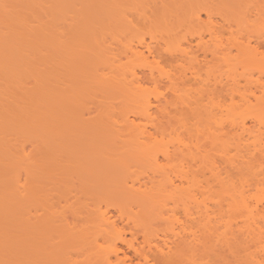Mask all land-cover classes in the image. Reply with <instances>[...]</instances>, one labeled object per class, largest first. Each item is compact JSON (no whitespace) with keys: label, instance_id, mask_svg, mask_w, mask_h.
<instances>
[{"label":"rangeland","instance_id":"rangeland-1","mask_svg":"<svg viewBox=\"0 0 264 264\" xmlns=\"http://www.w3.org/2000/svg\"><path fill=\"white\" fill-rule=\"evenodd\" d=\"M136 1L138 2V4ZM182 1L183 0H178V2H177L176 0H173L172 1L173 3H171V0H168V1L167 0L166 1H164V0H135L134 2L136 3L137 6L133 2L132 3L130 2V4L128 2V3H126L128 5L125 4L128 7L123 5V7H126L125 10L122 9L120 11V13L113 11L114 12L113 14L116 13V14H119L120 17H123V21H119V22L125 23L127 25L129 24V26L126 25L127 27L125 26V24L124 25L121 24L120 26H117L120 24V23L118 24L119 18L117 17L119 15L112 16V14H111V16L113 17L112 21L113 20L114 21L111 22V20H110V22H108V23H110V25L108 23L102 24L101 22H100L101 25H99V24L90 25V23L88 24L90 17H89L88 21L85 19H84L85 20L84 21V20H81V17H79V15H78V19H77L75 15L78 12L80 13V11H77L74 14V12H73L74 8H72L71 10L68 8H65L66 10H62L64 7L62 5L63 6V7L61 6L62 9H60L61 11L60 10L55 11V9H54L55 12L52 11V16L50 19L51 24H50V22H48L50 27L47 28V30H48L47 33L50 32V35L47 36V38L52 35L50 37L51 39H48V40L52 41V42H50L51 49L55 48L54 50H51V49L48 50V51L53 52V53L50 52V54H48L50 57H51V55L53 57V54H54V57L53 58L51 57L52 60L47 58L46 54H45L46 52H43L44 50H40L39 49L40 47H39L36 50L33 49L32 50L33 53H30L31 49L29 52L27 51L24 53V55L26 53L27 54L30 53V54H28L29 57H30V55L33 57L32 58L33 60L26 58V59L30 60L27 62L25 61L28 64L20 63L21 64V67H20L19 62H22L21 59L24 60V58H25V56L23 57L21 55H19L17 58H15V59L20 58V60H18L19 62L17 60H14L15 62H17L16 64H13V63H15L14 61H12L13 59L11 60V62H13L12 63L13 66L16 65L17 68L20 69V71L24 70V72H20L18 69H16V66L15 67L12 66L15 70L13 68H10L9 65H8L9 68L6 66L8 68V69L6 68L7 71L9 69H11L13 71L9 70L10 71L9 75H11V78L10 77H8V78L11 79V82H10V80L5 79L6 76H8V75H6L5 78H3V79L1 78L2 81L0 80L1 81L0 87H2V85L4 86V88H2L3 89L2 91L4 92V89H6L8 86H9L8 89L10 90L9 91L8 89H6L4 93L2 91H0L1 92L0 93V99L2 100V103H3V100L6 101L5 98H6V95H8V93H6V92H8V91L11 92L12 94L15 91V93L18 95L25 90L24 88L29 90L30 89L29 87H32L34 85L33 83L36 82L35 80L37 78H38V80L40 79L39 77H37V73H41L43 78H44V75L48 74V77L45 78L46 80H50V79H48V78H50V75H51V77H54L55 74L57 73V77L59 79H57V77L55 76L54 80H55V83H56V80L57 81L59 80L60 84L57 85L58 84V82H57V84H56L57 86L55 84L54 85L56 87H58V86L60 87V85H62L61 86L62 88L60 87L62 90L58 87L59 88L58 90H60V92L65 91L63 89H66V87H67L66 92L65 93L62 92V96H60L61 93L56 90V92H58L60 94L59 98L62 99L61 101L59 100V102H61V104L59 103L61 105V107H59V109H60V108H62V105L65 104V99L67 100L69 97L68 95H70L69 90H68L69 86L67 84L64 85L65 82H68L70 80V78L64 77V76L65 75L68 76L69 74H72L71 73L72 69H71V64H70L71 52L74 54V52H75L74 50H76V49L78 50L77 47H79V45H80L79 48H83L85 45V48L79 49L80 51H83L85 49L90 50V51L96 50L97 52H101V51L107 52L108 51V55H106L107 53H105V52L104 53L106 55V58L110 60V61L107 60L109 63L108 65H110V66L106 69H103V70L105 72L110 70V72H111V68L113 67L112 68L113 71L111 72V74H110V72H108L109 74L105 73L102 70L100 72V76L102 78L99 77L100 79L94 80V81H92L93 79L92 80L90 79L91 75H89L88 72L86 73L87 75L79 72V73H81V75H83L82 78L80 77L81 81H79L78 79H73V75H71L72 79H73L72 80L73 83L75 81H77L74 83L75 86L77 83H79L78 84L79 88L74 87L78 90V91L76 90V92L78 94L76 92L74 93L75 99L77 96H79L77 98L78 103H75L74 98H72L74 101L72 103L73 104L75 103L74 105L77 106L76 108L79 107L81 109V111H82V109L84 110V114H83L84 118H87L88 114H91L90 115L91 117L93 115H96V112H98V111L95 112L94 111L95 109H93V106H96L97 108L101 107V108H99L98 113L101 114L100 119L103 120L105 125H106L104 127L105 128L108 127L107 131L112 133L111 130H108L110 128V129H113L114 135H115V133L118 135L120 134L121 136L116 135L119 137V139L118 138H115V139L120 140V139L124 138V139H122L123 144L127 143L128 145H130V143H132L130 145V146H133L132 148H134V150L132 151V154H133V152H135V154H137L136 158H135V154H133L134 157H132V154H129V157H132L130 159L127 158L128 156L127 157L125 156V158L123 156V160L119 161L122 163H117V164L115 163L116 160L114 158L110 159V157H109L108 158L109 162L106 164H108L109 166L113 165L114 167L112 166L113 167L112 169L109 168L105 171H103L100 168L98 170V173L101 175L104 174V175L108 176L109 174H111L113 172V170H118V172L114 171L117 174L116 173L111 174V175L115 176L113 179L116 180V177L118 179L120 177L119 180H121V178H123L122 181H119V180H117V181L120 183H122L124 181V183H126V184H132L131 182H134L135 179H136V181L141 180V182H143V181H147L146 179L149 180V178H150L151 183L150 182H147L149 184L146 183L148 186L147 188H149L148 190L149 191L151 190V193H153V195H157V197H161L157 201V199H156L157 197L155 196L156 197L155 198L150 193V195H152V197H154V199L156 201L153 199V202L154 201L155 202L152 206H150L151 207V214L147 215V213H146V215H147V217L149 215L154 216L155 220L152 219L154 221V223L148 222V219H147V217H145V214H144L145 212H143V210H140L141 208L138 209L137 207L131 205L130 209H132V210H129V205H130L129 203H128V207H127V209L129 210L128 212H127V209L125 208V206H126L125 203H123L122 205L119 204V206L122 207L121 209H123V210L120 209L121 210V212H120L118 210V207H119L117 205L118 202L116 203V201H117V199H115L116 197L112 199V200H116V201H111L109 198L107 199V197L104 198L102 196L100 198L101 194H98L94 188L93 189L95 190V194L93 193V191L90 192V190L85 189L88 186L87 184H89V185L93 184L91 182L93 181L94 176H92L93 178L91 177L92 181L90 183H88V182L91 180V178H87V176H86L88 174H92V171L94 169V168L90 169V165H89L91 162L93 163V161L95 163V160L93 159L94 157H91L92 155L89 158L87 157L88 159L92 158L91 162L88 160V162H90L89 164L87 163L89 165L88 168H86V166H85L86 162L83 161V162H85V165H84V163L81 162L80 160H78V161L81 162L80 163L81 166H79V164H76L77 163V161H76V163L74 162L75 164L72 162L75 166L70 167V168H72V167L76 168V165L81 167V168H79L77 166L78 168H76V169L72 168V169H74L76 171V172H74V173H76V175H75V176H77L76 178H79V174L81 173V175H82V171H84L83 173L85 174L84 175L85 178L83 179V177H84L83 175H82V177L80 176V178H79L81 180L83 179L82 180L83 182L80 181L79 179H78L79 180L78 182L74 181L75 180V176L73 175L74 173L72 172V175H71V172L66 173L65 168H63V170L62 169L61 170L62 171L65 170L64 172L68 175H66L64 177L65 179H63L61 177V175L62 176H64V175L62 174V171H60L59 165H61V166L64 165V161H66V159H62L60 157H59V159H57L58 158L57 155H59V153H60L62 156V154H64L66 151H64L63 149L60 151L64 152V153H61L60 151H58L59 153L57 155H54L55 156V158H54V156L52 154L50 155V152L44 153L48 150H46V148H43V143H44V146L46 147L45 141L47 140L46 143L47 142L49 143L50 142L49 140L52 139V138L51 139L49 138V135H50L49 132L51 130H49L50 128H48V126L51 125V120H50L51 118L48 119L49 123L47 121H44V122H46V124H43V122H41V124L38 123L39 126H35V124L37 125V122H39V121H36V123H34V125H33V122L32 121L29 122V119H21V120H24V123L27 120L29 122V124L32 125L33 130H31L32 128H31V126L28 125L27 121H26L27 123H25L26 125L23 124V121H21L19 119H18L19 122H16V123H14V122L17 121V119L15 121H12V122L9 121L8 123H10V122L14 123L15 126L13 124L10 125L11 124L10 123L9 125L12 128V129L10 128L11 129L10 130V129H8L10 126L8 125V123L6 124L8 126L5 128L9 132H6V130L4 131L7 133L4 139L6 140L7 143L9 142L7 139H9L10 140L9 143L12 142L14 144V149L17 148V150L19 152H14V150L10 149L11 147L13 148V145L11 143L10 144L11 146H9L8 149H10V152L12 151V154H13L12 156H13V158L15 156L14 159L16 161L14 160L15 163H14V166H12L13 172L10 173V175H14L15 177L9 175V178L12 177L13 179H10L8 181V183L11 186L13 184V183L11 184V182L18 180V181H20V184H23L24 181L30 180V179L40 180L42 182V188H41L42 191L39 192V194H38V196H36V199L34 200V202H32L33 205L30 204L31 203L30 202L29 206L30 205L31 206L30 207L28 206V208H27V205H26L25 209H27V210L29 209L28 210V211H30L29 214L35 213V215H37V217H39L40 224L46 230V232H45L46 238L43 236L44 239L48 240L49 236H50V238H52L51 236L55 235L57 231L60 234L59 230L62 229V228L60 229L61 226H63V228H65L66 226L68 228H70V229L67 228V231L72 230V227H74L75 230H81V232H82V230H85L86 234L83 232L85 234V236H83V234H81V233H80V235H82L83 238L86 236L89 237V238L88 237L86 238L88 240H84L85 238L83 240H82V238L79 239L78 238L79 236L77 237L78 240L76 238H74L73 241H75L77 243V245H74L73 241H71V243H69L70 240L67 239L68 243H66V246L67 245L68 246L64 250L65 251L64 252V258L66 257L65 259H67V260H65V261L66 262L68 261L69 264H77V263L78 264H83V263L96 264L97 263L96 261H99V259H100V257H99V259L96 258L98 256V254H96V253H100V255L102 254L103 256H101V258H103L105 255L108 256V254H110V252L112 250L111 249L112 245L113 244L115 245L118 242L117 240L119 238H122V237H124L125 239L130 238V232H129V234H123V233H125L123 231L127 232L129 230H132L133 233L137 232L138 234L140 232H143L146 234L149 231V236L148 235H146V236H148L152 239L153 238L155 239V237H153L154 234L155 235L157 234L156 235V238H157V237H160L161 234L166 233L167 232L166 230H173L174 232L179 231L180 226H182L183 224H186L185 223V221H186L190 225H188V223H187V225H185V226H192L191 229L193 231H196V230L198 231V233L196 232L197 235H200L203 232L204 233L208 232L206 230L208 228H210V231L212 229H216L217 230L216 232L218 234H221L220 236H225L227 238H230L229 233L232 230L236 231L237 226H241L242 221L246 217L245 216L246 210L244 207V204L246 203L245 200H247L246 197L247 198L249 197L247 202L248 203L251 202L250 203V204H252L251 206H254L257 202L264 204V201H263L264 200V194H263V192H261L262 190L259 187V191H260L259 192V191H257L258 188L256 189L255 187H253L254 183H256L255 182L256 179L254 178L256 176L255 169H249V168L245 167V165H246L245 164V158H246L245 156L247 155L246 147H247V149L249 147V152L252 153V150L254 149V147L256 148L257 146H259L258 145L259 144L258 138L261 136L260 131L262 129L264 130V128H262L259 124L256 123L257 118L258 119L261 118V117H258L261 114L260 111L262 109H264V107L262 108L264 97L261 98L258 96L259 94H257L256 98L253 97L254 98L253 99L252 97H248V99H245L246 101H243L245 103H242V101L239 98H237L238 96H235L233 98L234 100H230V99H228V97H224L223 94H222V96L224 98L221 97V94L220 95L219 94L216 95V93L213 94L215 91L213 93H210V89L212 91L215 89V88L212 89V87H213L212 85H213V83H215L214 81L222 80V83L225 84L224 82H226V81L227 82L229 81V83H231L233 80H234V82L235 81L237 82V80H239V82H237V83L240 84V85L238 84V86H240V87H238V88H241L239 90L241 91V93L244 92L243 94L245 95L246 90L244 88H242V86L244 85V81L242 80V78H243V76H245L246 78L245 77L244 78L248 79V78H250L249 76L251 75V76H254L253 78L255 80V78H256L255 76H257L256 70H258V67H256L257 66L256 64H258L259 67H260V64H259V62L258 63L254 62L250 65L249 64L246 65V63H248V62H246L243 65V63L239 62L240 63V65H239L237 63L238 59H236L238 54L235 57L234 55L236 52L232 49V50H230L231 51L230 53L228 52L229 54L227 53L228 55L227 54L225 55L226 57H223V55L220 56L221 57L220 59L224 58L225 60L226 59H228V60H226V61L223 60L224 62L220 61V64L218 66H216V64H214V62H212L213 60L211 59V55L206 53L205 50L210 49L212 46L210 41H209L211 39L210 32L208 31L209 29H210V31L212 30V25H213L212 22L216 21L215 24H217L219 22L223 25V22H220L219 19L222 16L221 14L224 13L223 9L225 10L224 7H226V6H224V5H226L225 1L220 0L222 2V6H224V7H222L221 5H220L221 7H219L220 2L218 0L216 2H215V0H211V1L210 0H184L185 2L184 1L182 2ZM212 1L214 3H212ZM226 1L232 2V0H226ZM75 2L78 4L73 5V3H74V1H73L71 5H73V7L75 6L77 8V9L75 8V11H76V10L80 9L79 5L81 6L83 1H81L82 2L81 3L80 0H75ZM140 2H141V5L139 4ZM162 2H164L166 4L167 3L169 4V2H170L171 4H169V6L171 5L174 11L177 10L178 8L179 9L184 8L185 9L184 12H186L187 14L193 10L194 11L196 10V12L197 11L200 12L202 10L206 11V9H208V11L209 10L211 11V12L209 11L210 15L213 14L214 17L211 16L210 20H209L208 17H206V15L203 14L205 11L203 13H200V17H199L200 23L199 24H201V25L198 26L197 25L198 20H196L197 23L192 22L193 19H192L191 14H189V15L184 14L185 16H187L189 18V23H187L185 20H184L185 23H183L181 21L182 16H181V18L178 16V19H177V17L175 19L174 17L176 14L172 11L173 14H171V15L168 12L170 16L165 15L168 18L169 17L172 18V20L169 18V20L167 21L168 18L165 17L166 21H167V22H165V18H163L164 16H160V18L162 17L163 19H159L156 16L157 19L155 21L146 22V20L150 21V20H154V18H156V17H152L155 15H151L149 18V15L157 13L155 11L153 13V9L154 10H156L155 8L158 9V6ZM218 2H219V4H218ZM243 2H245V0H243ZM56 3H57V0H56ZM56 3H54V4H56ZM79 3H81V4H79ZM51 4H53V3L51 2ZM172 4H175V5L173 6ZM77 5L79 8L77 7ZM227 5H228V3H227ZM162 6H164V4ZM165 6H164V8H165ZM184 6H186V7H184ZM67 7H69V4ZM162 9L163 8H161L160 12L162 11ZM184 9L180 10V13H183ZM150 10H151V13H150ZM163 11H162V13H163ZM167 11H168V9H167ZM216 11H217V13H219V12L220 13L217 15ZM221 11H223V12H221ZM55 13H57V14H55ZM165 13H167L166 10L164 11V14ZM178 13L179 12H177V14ZM214 14L216 16H218L219 19H218V17L216 18ZM178 15H180V14H178ZM226 15H227V13H226ZM229 15L231 16V14H229ZM190 16H191V18H190ZM230 16H228V17H230ZM114 17L117 18L118 20L114 19ZM232 17H234V19H235L236 16L234 13H233V16L230 17V19ZM188 18H186V19H188ZM190 19H192V21H190ZM96 20L99 22L98 19H96ZM107 20L108 19H106L105 21L107 22ZM120 20H122V19H120ZM129 20L134 22L133 23L134 25L129 23ZM143 20L145 23H143ZM161 20H163V22ZM207 20H209V21H207ZM101 21H103V20H101ZM236 21H237V19H236ZM31 22H32L31 20L27 22L29 26H31V24L38 23L37 21H35V23H31ZM89 22H92V19ZM95 22H94V24H95ZM98 22H96V23H98ZM181 22H182V24H181ZM190 22H192L193 24H190ZM202 22H203V24H202ZM209 22L211 23V25ZM232 22H234V21L231 20L230 23H232ZM136 23H138V24H136ZM258 23L259 22H257V24ZM111 24H112V26H111ZM130 24H131V26H130ZM204 24H205V26H204ZM232 24H234V23H232ZM232 24H231L232 28L235 29L236 25L234 26ZM114 25L116 27H114ZM122 25H123V27H122ZM26 26H27V24H26ZM209 26H211V27H209ZM253 26H252V28H250V31L254 30L255 26L254 27ZM257 26H259V25H257ZM120 27H122L123 29ZM129 27L132 28L131 31L129 30L130 29ZM214 27H216V25ZM125 28H127L128 32L127 31L125 32ZM255 28H257V27H255ZM24 29L25 28H23L22 34H21V32H19L18 35H17V33H15V36L17 39H18V36L20 37V35H23V33L27 32ZM204 29H206L209 33ZM21 30L22 29H20L19 31H21ZM77 30H79V31H77ZM121 30H124V31H121ZM213 30H214V28H213ZM258 31L255 29L254 32H249V33H252L251 35H253V37H255L256 35L254 36V34H256V33L261 34L262 30L261 31L258 30ZM87 33L90 36L86 35ZM238 34H240V32ZM227 35L224 34L225 38ZM241 36H242V39L245 41L246 39H244V38H246V35L244 34ZM40 38L44 39L45 37L41 36ZM199 38H201V42H203V44L201 42H199L200 41ZM239 38H240L239 40H241V37H239ZM19 39L23 40V38H19ZM185 40H187V41H185ZM42 41L44 42L46 40L44 39ZM41 42H39L38 45H40ZM197 42H199L202 45L201 47H203V46L204 47L202 49H201V47H200V49L194 48V47H196ZM74 43H76L77 46H75V47L73 46L74 47V49H73V47H71V46L75 45ZM143 43L149 44V45L151 44L150 46L153 48L152 50H155L156 52L155 51L154 52L157 53L158 56H157V54H155L154 56H156V57H148V59L146 58L147 60L145 58L143 60H140L138 57L135 56L136 54L134 55V53L130 51L132 49L135 51L137 48L139 50H141V48L143 49L144 48L143 46L142 47L138 46V44L141 46ZM188 43H190V44H188ZM251 44H252V46L254 45L253 42H250V45ZM82 45H83V47H82ZM36 46H37V43H36ZM40 46H42V44ZM62 46H64V47L67 46V49L62 50V48H64ZM189 46H190V49H189ZM98 48H100V50ZM204 48H205V50H204ZM38 49H39V51H38ZM138 49L136 50L137 52H138ZM185 49H186V51H185ZM35 51H38L39 53H35ZM67 51H69L70 53L68 54ZM143 52L145 55L146 52L144 50H143ZM131 53H133V54H131ZM184 53L186 55H184ZM27 54H26V56H27ZM33 54L37 59L33 56ZM20 56L23 58H21ZM231 56H233V57H231ZM113 57L114 58L116 57L115 59H113L114 61L112 60ZM136 58H138V59H136ZM169 58H175L176 62L170 65V63L166 62L167 61L166 59H169ZM194 58H195V60H196V58H198L199 61H205L206 59H208L207 61L204 62V64L201 62L202 65H199V66H201V68L199 67V69L201 71L203 70L202 71L203 73L201 72L202 74L199 73V71H198L199 74H197V75L195 73L192 74L194 67L197 66V65H195L196 63L194 61ZM53 59H55L54 60L55 62L53 61ZM235 59L237 61H235ZM48 60H50L51 63ZM31 61H33L34 63H37V64L39 63V64L37 65V64L31 63ZM193 62H194V64H193ZM221 62H223V64ZM225 62H226V64H224ZM234 62H235V64H234ZM29 63H31V64L29 65ZM120 63L123 65V68H121L122 65H120ZM117 64L120 66V68H118V69H116ZM233 64H234V66H233ZM23 65H25V67ZM31 65H33V66H31ZM34 66H36V67L33 69L32 67H34ZM27 67H31L32 69L28 68V71H27ZM40 67H42L41 69L46 68V70L44 69V71H46V72L44 73L43 70L40 71ZM114 67H115V69H114ZM151 67H153V69ZM52 68H53V70H52ZM214 68H216V69H214ZM29 69H31V70H29ZM120 69H123V70H120ZM149 69H151L152 71L154 70L155 72L158 71L157 73H155L154 71L153 72L155 74L160 75L159 76L160 80H161V81L159 80L160 84L158 83L159 85L154 86L150 83H148V84L147 83H141L139 85H142V87H144V89L143 88L140 89L139 87H137L138 84H136L134 81L133 74H138V76H140V75H142V72L147 73L149 71ZM195 69H198V68H195ZM35 70H37V71L35 72ZM38 70L40 72H38ZM189 70H191V71H189ZM53 71L55 74L53 73ZM117 71H119L120 73L119 72L117 73ZM184 71H185V73H184ZM11 72L13 75L15 73V75L13 76L11 74ZM34 72L36 75L34 74ZM18 73H19V75H18ZM6 74H8V72ZM53 74H54V76H53ZM107 74H108V76H107ZM214 74H215L216 78L214 77ZM0 75H2V73H0ZM111 75H113V76H111ZM116 75H119V76H116ZM191 75L192 76L195 75L197 78L196 77L193 78ZM184 76H185L184 80H186V79L187 80L185 81L186 82L185 86L182 87V85H184V84L181 83V79H183ZM13 77H14V79H13ZM112 77H113V79H115L117 81H115L116 83L113 82L112 86H109L107 84H109L108 83L109 81H112L110 79ZM199 77L201 79H199ZM218 77H220V78H218ZM232 77L236 78V79H233ZM64 78H66L65 79L66 81L64 80ZM75 78H76V76H75ZM127 78H129V79H127ZM231 78L233 79L232 81H231ZM4 79L6 82H4ZM45 79H41L42 82L43 81L46 82ZM263 79H264V77H263ZM263 79H262V83L264 84ZM52 80L53 79H51L50 83L52 82ZM54 80H53V82H54ZM83 80H85V83L83 82ZM99 80H100V85L102 87L106 86V88H107L109 86L110 88L109 87L108 88L110 90H108V91L103 90L104 87L102 88L100 86L104 92H102V90L98 91V89H97L96 90L98 92L97 93V92H95V90H93L95 95L97 93V95L95 97V95L90 92V89L93 88V86H94L93 84L96 83L95 81H97L96 84H97L98 88H100L99 84H98ZM72 81L70 80L69 83H70V86L72 85V88H73V83L71 84ZM120 81L122 83V86L119 84ZM170 81L175 83V85L174 84L172 85V82H170ZM61 82H63V84H61ZM46 83L48 84V82H46ZM50 83H49V85H51ZM169 83H171V84H169ZM229 83H227V84H229ZM134 84H135V86L137 85L136 87L140 90L136 89ZM201 84H204V85H202V87H200ZM206 84H209V85H207L209 88L207 86H205ZM168 85H169L170 89L168 88ZM170 85H172V86L170 87ZM47 86H46V88H47ZM55 86H53V87H55ZM122 87H124V89H121ZM195 87L200 88V89H198V92L201 91L203 88L207 87L208 89H206V91L209 90L208 91L209 94L206 95L207 93L206 94L204 93L206 91L202 90L201 93H203V95L202 94L196 95L199 93L195 92V91H197L196 90L197 88L195 89ZM42 88H43V86H42ZM49 88H50V86H48L47 89H49ZM95 88H97V87H95ZM184 88H185V91L188 92V94H186L187 92L182 91ZM0 90H1V88H0ZM53 90L55 91L54 88H53ZM53 90H52V92H53ZM72 90H74V89H72ZM137 91L140 95L137 93ZM133 92L135 93V95L132 94ZM184 92L186 95L184 94ZM66 93H68V94H66ZM247 93L248 92H246V94ZM16 94H13L11 96H14ZM137 94H138V96H137ZM98 96L100 97V100H101L100 103L102 106L101 105L99 106V102H97V100L99 101ZM3 97H4V99H2ZM7 97H9V96H7ZM14 97H16V96H14ZM61 97L65 98V99H63ZM69 98H71V97H69ZM157 98H158V101H157ZM136 99H137V101H139V103H136ZM140 99H141V101H140ZM71 100H70V103H71ZM128 100H130V101H128ZM62 101L64 102L63 104H62ZM141 102H143V103H141ZM147 102H149V103H147ZM67 104H68V102H67ZM67 104L65 107H67ZM147 104L152 105V106L150 107ZM71 106L75 109V106H73V105H71ZM69 107H70V104H69ZM69 107H68V109L66 108L67 110L64 109L66 112L63 110V108H62V110L65 113H67V111H69ZM147 107H148V109H147ZM18 109L19 108H17V113H18ZM20 110H19V112L24 113L21 108H20ZM62 110L61 109L59 110L61 115L63 114ZM86 110H87V114L85 112ZM146 112L150 113V115H152V117H156V121L152 122V124L154 123V125H156L155 126L156 128L154 127L155 129L151 128L152 125L147 124L148 121L150 122V120L148 118H147L148 121L146 120V118L144 119L143 114ZM147 113H146V115H147ZM31 114H32V112L27 114L28 117L31 116ZM59 114L56 115V116H59L58 118L61 117ZM23 115L27 116L26 114H23ZM146 115H144V116H146ZM62 116H64V115H62ZM107 116L109 117V119ZM33 117H36V116H34V113H33ZM37 117H39V116H37ZM64 117L65 118H62L63 120H60L61 122L59 120L58 121L60 123L65 122L66 121L65 119L67 116H64ZM252 117H255L256 120L253 121L254 118H252ZM262 117H264V116H262ZM141 124L143 126H141ZM43 125L45 126L44 128H46V126H47L46 130L48 129V131H46V132L48 134L46 132H44L45 130L43 128ZM27 126H29V127H27ZM242 126H245L244 127L245 132H242V130L244 131V129L241 128ZM26 127L28 129H26ZM35 128L39 129L41 131V133L39 131H37V129H35ZM115 129H117V130H115ZM141 129L142 130L145 129L146 132L141 131ZM138 130H140L141 132H139ZM129 131L131 132L132 135H133V133L134 134L137 133L135 135H136L139 143L141 142V140H143V145H142V143L139 144V145H141L142 148H144L143 150L141 147H139V145L138 146L136 145L137 141L134 143V145H136V147H134L133 141H131L129 139L131 137L130 135L128 136L129 133L127 134L126 137H123ZM31 132L34 134H32ZM121 133H124V134H121ZM141 133H142V135L144 133H146V135H147V136L145 135L146 139L149 138L151 142L148 141L149 139L146 140L144 138L145 136L144 137L142 136L143 137L142 138ZM148 133L152 134V136L149 137ZM41 134H43V135H41ZM45 134L48 135L49 140L44 137V136H47ZM34 135L36 138L39 136V140L41 139V140H45V141L40 142L36 138H35L36 139V141H35L34 137H32ZM135 135H134V137H135ZM41 136H43V137H41ZM50 137H53V136L50 135ZM131 139L134 140V138H131ZM53 140H54V138H53ZM15 141L16 142L18 141L17 143L20 142L18 144L19 148L15 147V145L17 144ZM118 142H116L115 144H120ZM144 142L147 144L145 145ZM263 142H264V139H263ZM38 144H39V146H38ZM47 145H49V144H47ZM50 147L51 148L54 147V146H52V143L50 144L49 147H47V149ZM33 148H34V150H32ZM135 148L136 149L139 148V149L136 150ZM145 148H147V149H145ZM21 149H23L24 151L22 150L23 152H20ZM250 149H252V150L250 151ZM36 150H40V151H36ZM136 152H138V153H136ZM41 153H42V155H41ZM51 153H52V151H51ZM44 154H45V156H44ZM53 154H56V153L54 152ZM24 155H26L25 156L26 158H27V155H31L32 156L31 158H33L34 161L32 162L31 158L30 159L27 158L31 161L27 160L26 158H24ZM102 155H103V153H102ZM51 156H52V159H50ZM100 156L101 155H99L98 157L100 158ZM103 157H104V155H103ZM105 157H107V155ZM105 157L103 158V160L101 158L100 159L98 158V160L103 161V163L105 164V159L108 161V159ZM139 157H141V158H139ZM64 158H65V156H64ZM25 159L27 161H29V165H27L28 162ZM46 159H49V160L47 161ZM54 159H57V160H54ZM52 160L55 162L56 165H53L54 163H52L53 162ZM112 160H114V161H112ZM41 161L43 164L41 163ZM60 161H63V163ZM30 162H32V163L30 164ZM96 162L98 163V161H96ZM58 163H59V165H58ZM103 163H101V164H103ZM34 164H35V166H34ZM69 164L70 163H68V165ZM73 164H71V165H73ZM41 165H42V167H40ZM68 165H66V168L68 167ZM93 165H95V164H93ZM108 165H106V166H108ZM116 165H118V166L120 165V167H118ZM26 166L28 168H30L31 166H34L35 171L38 174L37 178L41 174L40 177L38 179H36V176H35V178L31 177L30 173L29 172L26 173V171H25V170H27ZM106 166H105V168H106ZM84 167L87 169V171L90 169L91 170L90 173L88 172V174H87L86 169H84ZM115 167H118V168L115 169ZM157 167H159V168H157ZM70 168L68 170H71ZM102 168H103V166H102ZM40 169H42L41 170L42 172L40 171ZM55 171H56V173H55ZM60 172H61V175H60ZM246 173H249V174H246ZM252 173L254 174V176ZM26 175L28 176L27 178H26ZM55 175H56V177H55ZM111 175H109L108 178L113 177ZM106 176H103L102 179L110 181L108 178H106ZM43 177H44V179H40ZM59 178L63 179V181L66 180L67 178H73V181H74V183L72 181L73 188L76 187L75 188L76 191L71 190L72 185L69 186V184L65 181L64 182L61 181V183H63V184L67 183L68 185L67 184L66 185L68 186V188H67V186L65 187V185L63 186L60 183H58ZM86 178L89 181L88 180L86 181ZM131 178H132V180H130ZM124 179H126V180H124ZM67 180L70 181L69 179H67ZM115 180H112V181H115ZM246 180H247V185L245 182ZM75 182L76 183L81 182L82 183L81 186L83 185L82 188L84 190H82V191L79 190L81 188H79L78 184H76ZM137 182H134V184H135L134 186H136V187H138L136 185ZM248 182H250V183L248 184ZM251 182L252 183L254 182V183L252 184ZM70 183H71V181H70ZM20 184L15 183L16 187L20 186ZM251 184L253 186H251ZM15 185H13L12 187H14ZM168 186H170L172 189H170V187L168 188ZM255 186H258V185L255 184ZM69 187H71V189ZM142 189H144V187H142ZM246 189H247V191H246ZM73 192H74V194H73ZM75 192H77V193H75ZM166 193H168V195ZM71 194H73V195H71ZM75 194L77 197L74 198ZM178 195H181V197H178V199H177ZM184 195L188 198L184 197ZM93 196H95L96 198ZM70 197H71V199H70ZM160 199H162V200H160ZM174 199H176L178 201H176ZM183 199L185 200V201H183L184 204H183V202H181ZM125 200L126 199H124V201ZM159 200H160V202H159ZM243 201H245V203ZM156 202L157 203L159 202V204L157 205ZM31 207H33V209ZM115 207H117V208H115ZM135 208H136V210H135ZM91 209H92V211L94 209L96 211L95 210H94V212L89 211ZM143 209H144V207H143ZM133 210L137 211L138 215L140 214L138 211H141V213H143V215L139 216L140 219L136 218V219L141 220L142 216H143V219L141 220L142 222L141 221L139 222L137 220L133 221L135 219V217L137 216L136 215L137 213ZM147 210H148V208H147ZM114 211H116V213ZM123 211H126L128 214H129V212L131 213V215L130 214L128 215V216H130V218L128 217L129 219L126 216L127 214L125 215V212H123ZM144 211H146V210H144ZM149 211H150V209H149ZM159 211H161L162 215L160 214ZM186 211H188L190 214H192L191 218L194 217L193 220L191 219L194 224H191V221L189 222L190 219L184 218L183 213H185ZM89 212H90V215H89ZM99 212H102V214ZM104 212H106V214ZM117 212L120 213V216L122 215L121 213H123V216L125 215L122 219L123 221L122 220H120L121 222L119 221V219H120V218H118L119 216L118 217L116 216L118 214ZM133 212L136 213L134 219L132 216ZM201 212H204V213L207 212L209 215L208 218H206L203 215L204 213H201ZM98 213L100 216H102L104 213L105 217L109 218V220L110 219L112 221H113V219H115V221L118 220L114 223V226L111 227L112 229L115 227L113 229L114 231L110 232L111 234L108 232V230H107L108 233L106 232V228H104L105 226L103 225V223H101V221H99ZM96 214L98 217L96 216ZM153 214H157L158 217L162 216L161 220L156 215H153ZM113 215L116 217H112ZM202 215L206 219L202 218L203 217ZM87 216H89V217L91 216V220L89 219L91 222H89V220H88L89 223L86 222V218H89ZM96 217H97L99 223L103 225V226H100V225H98L99 224L98 223L97 225L100 228H96L97 226L95 224V221H96V223L98 222ZM131 217L133 220H130ZM150 218L151 217L149 216V219ZM195 218H196V220H195ZM93 219H96V220H93ZM124 219L129 220L131 224L126 222ZM187 219H188V221H187ZM198 219H200L201 221L199 222ZM204 219L206 220L205 223H204V221H205ZM92 220L94 221L93 226H92V223H93ZM152 220H151V222H153ZM136 221H137V223H134ZM122 222L127 223V226L129 224V227H131L132 229H129L128 227L126 229L125 228L126 226L123 227V229H122V226H123ZM199 223H201V224H199ZM59 224L61 226L59 228H57V226ZM203 224H206L205 225L206 227ZM201 226L205 227V229L201 228ZM194 227H196V228H194ZM52 228L55 229V230L53 229L54 231H56V229H57V231L55 232V234L53 233L51 235L50 232H54V231H51ZM104 229H105V231H104ZM65 231H66V229H65ZM68 232H67V235H69ZM62 233H64V232H62ZM57 234L54 237H57ZM141 235H142V233H141ZM62 237L64 238L65 236L63 235ZM62 237H61V239H62ZM65 238H67V237H65ZM138 238L141 240L140 234L138 235ZM219 238H222V237H219ZM61 239L58 238V241ZM62 240H64V239H62ZM76 240L80 241V243L77 242ZM49 241L51 242V240H48L47 245H48ZM53 241L54 242H51V243H55V240H53ZM82 241H84V242H82ZM85 241L86 242L88 241L89 245H88V242L86 244ZM44 242H45V240H44ZM39 243H40V241H39ZM42 244H43V242H42ZM43 245H44L43 247L45 248L46 244H43ZM69 245H71V246H69ZM79 245H81L82 248ZM49 246H47V248H49ZM38 249H39V247H38ZM218 249L220 250V247ZM40 250L41 249H39L38 252H40ZM223 250H225V249L223 248ZM75 251H80L82 256L79 254L80 252L76 253ZM239 252H240V250H239ZM66 253H69V255L67 254V256H66ZM70 253H73L74 255H72ZM39 254L37 253V256H40V257L43 256V255H41V252ZM75 255H76V257H75ZM91 255L96 256L95 257L96 259H94L93 256L91 257ZM240 255H242V254L240 253ZM62 256H63V254H62ZM74 257L77 260H79V261L76 260L77 263H75ZM64 258H62V261ZM70 258L72 261H74V263L71 260H69ZM110 258L113 260L112 257H110ZM212 258H214V257H212ZM37 259H38L37 261H39V257ZM215 259H217V258H215ZM238 259H239V256H238ZM40 260H42V258ZM86 260H87V262H86ZM91 261H93V262H91ZM199 261H200V259L197 261V264L205 263L204 261H201V262H199ZM220 261H218V262L220 263ZM111 262L113 263V261H111ZM40 263H41V261H40ZM208 264H210V263H208ZM220 264H222V263H220Z\"/></svg>","mask_w":264,"mask_h":264},{"label":"bare ground","instance_id":"bare-ground-1","mask_svg":"<svg viewBox=\"0 0 264 264\" xmlns=\"http://www.w3.org/2000/svg\"><path fill=\"white\" fill-rule=\"evenodd\" d=\"M67 1V2H66ZM74 1V3H73V5H75V4H78V3H76L75 2V0H57V3H56V0L54 1V0H0V73H2V75H0V80L2 81V79L3 78H5V76L6 75H8V76H6V78L5 79H8V80H10V82H11V75H9L10 73V71L9 70H11V69H9L8 71H7V69L9 68V66H10V68H13V67H15L16 65H12V63L13 62H11V60L12 61H14V60H20V58H18V59H15V58H17L19 55H21V56H25V58H24V60L23 59H21V61L22 62H19V65H20V67H21V64L20 63H26L27 61H30L33 57L30 55V57H29V55L28 54H30V53H33L32 52V50L34 49V50H36L37 48H39L40 50H44L43 52H46L45 54H46V57L47 58H49V59H51V57H52V55H51V57L48 55V54H50V52H52V51H48V50H50L51 49V47H50V42H52V41H50V40H48V39H51L50 37L52 36H50V37H48L47 38V36H49L50 35V32H48L47 33V28H49L50 27V25L48 24V22H50V24H51V16H52V11L53 12H55L56 10H60V9H62V7H63V9L62 10H66L65 8H68V9H72V8H74V14H75V12H77V11H80V13L78 14V13H76V18L78 19V15H79V17H81V20H87L88 21V19H89V17H90V19H89V21H91V19H92V22H89L88 21V24L90 23V25H97V24H99V25H101L100 24V22L102 23V24H107L108 22H110V20H111V22H113L112 21V16H117V15H119V14H113L114 12H118V13H120V11L122 10V9H126V7H128V6H126V5H128V4H126V3H128L129 2V4H130V2L132 3H135L133 0H80V2L81 1H83V3L81 4V3H79V4H81V6L79 5V7H80V9H78V10H76L75 11V6L73 7V5H71L72 4V2ZM164 1H166V0H164ZM168 1V0H167ZM173 0H171V3H173L172 2ZM177 2H178V0H176ZM184 1V0H183ZM182 1V2H183ZM211 1V0H210ZM217 0H215V2H216ZM219 2H220V4H219V2H218V4H219V7H221L222 6V2L221 1H225V4L226 5H224V6H226V7H224V6H222V7H224L225 8V10L223 9V11H224V13L223 14H221L222 16L220 17V19H219V17L218 16H216L215 14V17L217 18L218 17V19L220 20V22H223V25L221 24V23H219L218 21V23L217 24H215V22L216 21H214V22H212V30H213V28H214V30L212 31H210V29L208 30L209 32H210V37H211V39L209 40L210 41V43H211V48L210 49H208V50H205V48H204V50H205V52L206 53H208L209 55H211V59L213 60L212 62H214V64H216V66H218L219 64H220V61H226V60H228V59H224L223 57H226L225 55L229 52H231L230 50H234L236 53H235V57L237 56V54H238V56L236 57V59H238V61L235 59V61H237V63L240 65V63H243V65H244V63H246V62H248V63H246V65H250V64H252V63H258L259 62V64H260V67H259V65L258 64H256L257 66L256 67H258V70H256L257 71V76H255L256 78H255V80H254V76H249L250 78H248V79H245L246 77L245 76H243V78H242V80L244 81V85L242 86V88H244L245 90H246V92H248L247 94H246V92H245V95L243 94L244 92H242L241 93V91L239 90V89H241V88H238V87H240V86H238V84L239 83H237V82H239V80H237V82L235 81L234 82V80L233 79H236V78H231V83H229V81L227 82H224L225 84H223L222 83V80H218V81H214L215 83H213V87H212V89H214L213 91L210 89V93H213L214 91V93L213 94H215L216 93V95L217 94H221V97H223L222 96V94L224 95V97H228V99H230V100H234L233 98L235 97V96H238L237 98H239L241 101H242V103H245V102H243V101H246L245 99H248V97H254V98H256L257 97V94H259L258 96L259 97H264V84L262 83V79H263V77H264V0H245V2H243V0H232V2L231 1H226V0H218ZM237 1V2H236ZM240 3H239V2ZM51 2L53 3V4H51ZM62 2V3H61ZM137 2V1H136ZM160 2V1H159ZM176 2V3H177ZM181 2V3H182ZM185 2V1H184ZM54 3H56V4H54ZM170 2H169V4H171ZM212 3H214L213 1H212ZM227 3H228V5H227ZM68 4H69V7H67L68 6ZM126 4V5H125ZM137 4H138V2H137ZM140 5H141V2L139 3ZM164 4V6H165V8H164V6H162ZM169 4L167 3H164V2H162V3H160V7L161 8H163L162 9V11L164 10H166V12L167 13H165L164 14V11H163V13H162V11L160 12V10H161V8L158 6V9L157 8H155L156 10H154L153 9V13H154V11L155 12H157V13H155V14H150L151 13V10H150V15H149V18H150V16L151 15H155V16H152V17H158L159 19H163V18H168L167 16H165V15H169V13H170V15L171 14H173V12L177 15H175V19H176V17H177V19H178V16L181 18V16H182V22L183 23H185V21L187 22V23H189V18L187 17V16H185V15H189V14H191V16H192V19H193V21H192V19H190V21H192V22H196L197 23V21L196 20H198V23H197V25L199 26V25H201V24H199L200 22H199V17H200V13H203L205 10H202V11H197L196 12V10L194 11H188L189 13L187 14L186 12H184L185 11V9L184 8H182V9H184L183 10V13H180V10H182V9H177V10H173V8H172V6L170 5L169 6ZM184 4V3H183ZM186 4V3H185ZM217 4V3H216ZM215 4V5H216ZM217 4V5H218ZM224 4V3H223ZM63 5V6H62ZM71 5V6H70ZM123 5L124 6H126V7H123ZM135 5H136V3H135ZM173 6L175 5V4H172ZM192 5V4H191ZM221 5V6H220ZM62 6V7H61ZM132 6V5H131ZM137 6V5H136ZM177 6V5H176ZM61 7V8H60ZM77 7H78V5H77ZM78 7V8H79ZM123 7V8H122ZM130 7V6H129ZM169 7V8H168ZM171 7V8H170ZM184 7H186V6H184ZM216 7V6H215ZM218 7V8H219ZM59 8V9H58ZM54 9H55V11H54ZM77 9V8H76ZM116 9V10H115ZM167 9H168V11H167ZM172 9V10H171ZM175 9V8H174ZM216 9V8H215ZM219 10V9H218ZM222 10V9H221ZM61 11V10H60ZM114 11V12H113ZM173 11V12H172ZM179 12L178 14H180V15H178L177 14V12ZM187 11V10H186ZM207 11V12H206ZM206 11L203 13V14H205L206 15V17H208V19L210 20V17L212 16V17H214L213 16V14L212 15H210V12L208 11V9H206ZM223 11H221V12H223ZM71 12V11H70ZM160 12V13H159ZM169 12V13H168ZM172 12V13H171ZM182 12V11H181ZM194 12V13H193ZM68 13V12H67ZM72 13V12H71ZM193 13V14H192ZM216 13H217V11H216ZM220 13V12H219ZM219 13H217V15L219 14ZM226 13H227V15H226ZM233 13L235 14V19H234V17H232L231 19H230V17L231 16H233ZM54 14V13H53ZM55 14H57V13H55ZM111 14H112V16H111ZM160 14V15H159ZM162 14V15H161ZM185 14V15H184ZM229 14H231V16L229 15ZM159 15V16H158ZM169 15V16H170ZM110 16V17H109ZM160 16H164L163 18L161 17L160 18ZM191 16H190V18H191ZM226 16V17H225ZM228 16H230V17H228ZM118 18H119V20L117 19V18H115L114 17V19H117L118 20V24L119 25H117V26H120L121 24H125V23H121V22H119V21H123V17H120V15L119 16H117ZM157 17L156 18H154V20H150V21H148V20H146V22H153V21H155L156 19H157ZM228 17V18H227ZM166 18H165V22H167L168 20H169V18L167 19V21H166ZM184 18V19H183ZM186 18H188V19H186ZM215 18V19H216ZM71 19V18H70ZM96 19H98L99 20V22L96 20ZM106 19H108L107 20V22L105 21ZM120 19H122V20H120ZM153 19V18H152ZM171 20H172V18H170ZM174 19V20H175ZM212 19V18H211ZM236 19H237V21H236ZM32 21L31 23H35V21H37L38 23H35V24H31V26H29L28 25V21ZM35 20V21H34ZM80 20V19H79ZM84 20V21H85ZM101 20H103V21H101ZM128 20V19H127ZM185 20V21H184ZM209 20H207V21H209ZM231 20L232 21H234V22H232V23H234V24H232V23H230L231 22ZM74 21V20H73ZM98 22V23H96V22ZM125 21V20H124ZM131 20H129V23H131V24H133L134 22H130ZM162 22H163V20H161ZM176 21V20H175ZM179 21V20H178ZM202 21V20H201ZM76 22V21H75ZM94 22H95V24H94ZM116 22V21H115ZM164 22V23H165ZM182 22H181V24H182ZM192 22H190V24H193ZM227 24H225V23ZM257 22H259L258 24H257ZM30 23V22H29ZM143 23H145L144 22V20H143ZM142 23V24H143ZM195 23V24H196ZM210 23V22H209ZM26 24H27V26H26ZM109 25H110V23H108ZM113 24V23H112ZM112 24H111V26H112ZM131 24H130V26H131ZM136 24H138V23H136ZM189 24V25H190ZM202 24H203V22H202ZM206 24V23H205ZM205 24H204V26H205ZM221 24V25H220ZM225 24V25H224ZM231 24L232 25H236V28L235 29H233L232 28V26H231ZM255 24V25H254ZM49 25V26H48ZM76 25V24H75ZM82 25V24H81ZM123 25H122V27H123ZM127 24H125V26H126ZM134 25V24H133ZM207 25V24H206ZM210 25H211V23H210ZM216 25V27H214ZM255 27H257V28H255ZM257 25H259V26H257ZM80 26V25H79ZM127 26H129V24L127 25ZM126 26V27H127ZM233 26V27H234ZM252 26L254 27V30L256 29L257 31L258 30H262L261 31V34H254V36L255 37H253V35H251L252 33H249V32H254V30L253 31H250V28H252ZM114 27H116L115 25H114ZM122 27H120V28H122ZM139 27V26H138ZM137 27V28H138ZM202 27V26H201ZM200 27V28H201ZM209 27H211V26H209ZM23 28H25L24 30L25 31H27V32H25V33H23V35H20V37L18 36V39L16 38V36H15V33H17V35L19 34V32H21V34H22V31H23ZM46 28V29H45ZM82 28V27H81ZM130 28V27H129ZM262 28V29H261ZM20 29H22L21 31H19ZM123 29V28H122ZM50 30V29H49ZM130 31L132 30V28H130L129 29ZM137 30V29H136ZM204 30H206V29H204ZM252 30V29H251ZM18 31V32H17ZM77 31H79V30H77ZM81 31V30H80ZM89 31V30H88ZM121 31H124V30H121ZM127 31V28H125V32ZM129 31V32H130ZM207 31V30H206ZM207 31V32H208ZM46 32V33H45ZM75 32V31H74ZM124 32V33H125ZM128 32V31H127ZM208 32V33H209ZM240 32V34H238ZM259 32V31H258ZM45 33V34H44ZM242 33V34H241ZM44 34V35H43ZM74 34V33H73ZM224 34L225 35H227L226 36V38H225V36H224ZM246 35V38H244V39H246L245 41L242 39V36L241 35ZM251 36H250V35ZM86 35H88V33L86 34ZM259 35V36H258ZM22 36V37H21ZM41 36H43V37H45L44 39L46 40V41H42V40H44L43 38L41 39L40 37ZM85 36V35H84ZM88 36H90V35H88ZM209 37V38H210ZM239 37H241V40H239L240 38ZM19 38H23V40H20ZM82 38V37H81ZM237 38V39H236ZM40 39V40H39ZM200 39V41L199 42H201V38H199ZM224 39V40H223ZM53 40V39H52ZM245 42H243V41ZM41 42L40 43V45L42 44V46H40V45H38L39 44V42ZM49 41V42H48ZM185 41H187V40H185ZM77 42V41H76ZM189 42V41H188ZM199 42H197L196 43V47H194V48H198V49H200V47L202 46ZM213 42V43H212ZM238 42V43H237ZM240 42V43H239ZM250 42H253L254 43V45L252 46V44L250 45ZM36 43H37V46H36ZM81 43V42H80ZM89 43V42H88ZM202 44H203V42H201ZM207 43V42H206ZM53 44V43H52ZM75 45H72L71 47H75V46H77V44L76 43H74ZM82 44V43H81ZM140 44V43H139ZM138 44V46L139 47H144L143 49L141 48V50H139L138 48V52L135 50H130L131 52H133L134 53V55L136 56V57H138L140 60H143L144 58L146 59H148V57H156V56H154L155 54H157V53H155L156 51L155 50H152L153 48L149 45V44H142L141 46ZM188 44H190V43H188ZM54 45V44H53ZM89 46V45H88ZM93 46V45H92ZM191 46V45H190ZM190 46H189V49H190ZM55 47V46H54ZM62 47H64V46H62ZM74 47H73V49H74ZM79 47H80V45H79ZM79 47H77L78 48V52L76 51V50H74L75 52H74V54L71 52V54H70V56H71V61H70V64H71V69H72V74H69L68 76L67 75H65L64 77H68V78H70V80L72 81L73 79H78L79 81H81V79H80V77L82 78V76L83 75H81V73H84V74H86L87 72H88V74L89 75H91L90 76V79L92 80V81H94V80H98V79H100L99 77H101L100 76V72L103 70V69H106V68H108L110 65H108L109 63H108V61L107 60H109V59H107L106 58V55H108V49L106 50L107 52H105V53H107L106 55H105V53L103 52V51H101V52H97L96 50V52L95 51H90V50H87V49H85V50H83V51H80L79 49H83V48H85V45H84V47H83V45H82V47L83 48H79ZM204 47V46H203ZM203 47H201V49L203 48ZM42 48V49H41ZM44 48V49H43ZM87 48V47H86ZM90 48V47H89ZM30 49H31V51H30ZM39 49H38V51H39ZM55 49V48H54ZM54 49H51V50H54ZM63 49H67V46L66 47H64V48H62V50ZM99 50H100V48H98ZM187 49V48H186ZM186 49H185V51H186ZM207 49V48H206ZM72 50V49H71ZM93 50V49H92ZM98 50V51H99ZM143 50L146 52V54L144 55V52H143ZM197 50V49H196ZM195 50V51H196ZM29 52L30 51V53H26L27 54V56H26V54L24 55V53L25 52ZM38 51H35V53H39ZM65 51V50H64ZM155 51V52H154ZM183 51V50H182ZM184 51V52H185ZM190 51V50H189ZM41 52V51H40ZM49 52V53H48ZM188 52V51H187ZM42 53V52H41ZM53 53V52H52ZM67 53L69 54L70 52L69 51H67ZM130 53V52H129ZM133 53H131V54H133ZM186 53V52H185ZM184 53V55H186ZM201 53V52H200ZM228 53V54H229ZM23 54V55H22ZM43 54V53H42ZM227 54V55H228ZM44 55V54H43ZM133 55V56H134ZM183 55V54H182ZM223 55V59H220L221 57L220 56H222ZM20 56V57H21ZM33 56H34V54H33ZM49 56V57H48ZM110 56V55H109ZM134 56V57H135ZM157 56H158V54H157ZM198 56V55H197ZM23 57H21V58H23ZM35 57V56H34ZM53 57H54V54H53ZM52 57V58H53ZM111 57V56H110ZM229 57V56H228ZM231 57H233V56H231ZM26 58H28V59H30V60H28V59H26ZM36 58V57H35ZM45 58V57H44ZM116 58V57H115ZM114 57L112 58V60L113 59H115ZM138 58H136V59H138ZM37 59V58H36ZM146 59V60H147ZM230 59V58H229ZM33 60V59H32ZM52 60V59H51ZM55 59H53V61H54ZM117 60V59H116ZM167 61V63H170V65L171 64H173V63H175L176 62V60H175V58H169V59H166ZM201 60V59H200ZM208 59H206L205 61H207ZM210 60V59H209ZM26 61V62H25ZM44 61V60H43ZM49 62H50V60H48ZM47 61V62H48ZM110 61V60H109ZM114 61V60H113ZM118 61V60H117ZM194 61H195V65H197L196 67H194V69H193V73L192 74H199V73H201L202 71L199 69V67L201 68V66H199V65H202V63L204 64V62L205 61H199L198 60V58H196V60H195V58H194ZM223 61V62H224ZM234 61V60H233ZM232 61V62H233ZM15 62V61H14ZM55 62V61H54ZM202 62V63H201ZM209 62V61H208ZM223 62H221L222 64H223ZM240 62V63H239ZM250 62V63H249ZM17 62H15V63H13V64H16ZM31 63H34L33 61H31ZM31 63H29V65L31 64ZM51 63V62H50ZM115 63V62H114ZM113 63V64H114ZM11 64V65H10ZM26 64H28V63H26ZM34 64H37V63H34ZM39 64V63H38ZM37 64V65H38ZM54 64V63H53ZM193 64H194V62H193ZM224 64H226V62L224 63ZM234 64H235V62H234ZM234 64H233V66H234ZM9 65V66H8ZM18 65V64H17ZM42 65V64H41ZM52 65V64H51ZM118 65V64H117ZM116 65V69H118V68H120V66L118 65L117 66ZM120 65H122L121 63H120ZM176 65V64H175ZM231 65V64H230ZM237 65V64H236ZM242 65V64H241ZM8 68H7V67ZM13 66V67H12ZM24 67H25V65H23ZM27 66V65H26ZM31 66H33V65H31ZM53 66V65H52ZM56 66V65H55ZM113 66V65H112ZM111 66V67H112ZM215 66V65H214ZM23 67V68H24ZM36 66H34V67H32L33 69L35 68ZM110 67V68H111ZM232 67V66H231ZM7 68V69H6ZM28 68H31V67H27V71H28ZM31 68V69H32ZM38 68V67H37ZM42 67H40V71L41 70H43L44 71V69L46 70V68H44V69H41ZM109 68V69H110ZM113 68V67H112ZM111 68V72L113 71V69ZM121 68H123V65H122V67ZM152 69H153V67H151ZM195 68H198V69H195ZM206 68V67H205ZM230 68V67H229ZM14 69V68H13ZM16 69H18L17 68V66H16ZM31 69H29V70H31ZM114 69H115V67H114ZM214 69H216V68H214ZM15 70V69H14ZM19 71H20V69H18ZM52 70H53V68H52ZM120 70H123V69H120ZM119 70V71H120ZM196 70V71H195ZM208 70V69H207ZM212 70V69H211ZM11 71H13V70H11ZM26 71V70H25ZM37 70H35V72H36ZM39 70H38V72H40ZM104 71V70H103ZM115 71V70H114ZM119 71H117V73L119 72ZM154 71V70H153ZM151 69H149V71L147 72V73H143L142 72V75H140V76H138V74H133V78H134V81H135V83L136 84H138V86L137 87H139L140 89H144V87H142V85H139V84H141V83H150V84H152V85H154V86H157V85H159L160 83V75L159 74H155V73H157V72H153ZM188 71V70H187ZM189 71H191V70H189ZM198 71H199V73H198ZM8 72V74H6ZM20 72H24V70H21ZM35 72H34V74H35ZM46 71H44V73H45ZM79 72H81V73H79ZM90 72V73H89ZM105 72V71H104ZM108 72H110V70L109 71H107V72H105V73H108ZM111 72H110V74H111ZM116 72V71H115ZM114 72V73H115ZM218 72V71H217ZM43 73V72H42ZM53 73H54V71H53ZM70 73V72H69ZM78 73V74H77ZM113 73V74H114ZM120 73V72H119ZM141 73V72H140ZM184 73H185V71H184ZM203 73V72H202ZM201 73V74H202ZM256 73V72H255ZM11 74H12V72H11ZM39 74V75H38ZM41 73H37V77H39L40 79L38 80V78L35 80L36 82L35 83H33L34 85L32 86V87H29L30 89L29 90H27L26 88H24L25 90L22 92V93H20V94H16L15 93V91H14V93L13 94H16V95H14V96H16V97H14V96H11V95H13L11 92H9L10 90L8 89V87L6 88V89H8L9 91L8 92H6V93H8V95H6V98H5V100L6 101H4L3 100V103H2V100L0 101V264H37L38 262L40 263V261H41V263L40 264H63L64 262V264H69L68 263V261L66 262L65 260H67V259H65L64 258V250L66 249V247L68 246H66V243H68L67 242V239L68 240H70V242L69 243H71V241H73V239L74 238H76L77 239V237L79 238V239H81L82 238V240L84 239V240H88V239H86L88 236H86V237H84L83 238V236H85V230H82V232H81V230H75V228L74 227H72V230H68L67 231V226L65 227V228H63V226H61L60 224L57 226V228H59L60 226V229L61 230H59L60 231V234L58 233V231H57V229H56V231H54L55 229L54 228H52V230L51 231H54V232H50L51 233V235L54 233L55 234V232H56V234H57V237H54V236H56V234L55 235H53V236H51L52 238H50V236H49V238H48V240H51V242H54L53 240H55V243H51L50 241L48 242V245H47V239H44V237L46 236L45 234V232H46V230L44 229V227L40 224V219H39V217H37V215H35V213H31V214H29V212L30 211H28L27 209H25L26 208V205H27V208H28V206H29V203L30 204H32V202H34V200L36 199V196H38V194H39V192L40 191H42L41 190V188H42V182L40 181V180H33V179H30V180H26V181H24V183L23 184H20V181H14V182H11V186H10V184L8 183V181L10 180V179H13L12 177H10L9 178V175H10V173H12L13 172V168H12V166H14V163H15V156H14V158H13V154H12V151L10 152V149H12V150H14V152H19L18 150H17V148H15L14 149V144L12 143V145H13V148L11 147L10 149H8L9 148V146H11L10 144L11 143H9L10 142V140L9 139H7L9 142L7 143L6 142V140L4 139L5 138V136H6V132H9V131H7L6 130V128L5 127H7L12 121H15L16 119H17V121H15L14 123H16V122H19V120H21V119H29V122L30 121H32L33 122V125H34V123H36V121H39V122H37V125L35 124V126H39L38 125V123H40L41 124V122H43V124H46V122H44V121H47L48 123H49V121H48V119L49 118H51L50 120H51V125H49L48 126V128H50L49 130H51L49 133H50V135L51 136H53V137H50V135H49V138L52 140H49V138H48V133L46 132V131H48V129L46 130V128H47V126H46V128H44L45 126L43 125V128H44V132H46L47 134H45V135H47V136H44L46 139H48L51 143H52V146H54L53 148H48L47 149V147H49L50 146V142L48 143H46V141L45 140H39V136L36 138L35 137V135L34 136H32V137H34V140L36 141V139L37 140H39L40 142L41 141H45V144H46V147L44 146V143H43V148H46V150H48V151H46L45 149V151L46 152H44L43 150V152L44 153H47V152H50V155L52 154L53 156L54 155H57L59 152L58 151H60V150H64V151H66L65 153L64 152H61V153H64V154H62V156H61V154L59 153V155H57V159H59V157L60 158H62V159H66V161H64V165H59V163H58V165L60 166V171H62L63 170V168H65L66 169V173L67 172H71V175H72V172L74 173V172H76L74 169H72V168H75V167H72V168H70L71 166H75L74 164L76 163V161H77V163L76 164H79V166H81L80 165V163L81 162H83V161H85L86 162V165H85V162H83L84 163V165L86 166V168H88L89 167V165H90V169L92 168H94L93 169V171H92V174H88V172L90 173V169L87 171V169L84 167V169H86V172H87V174L88 175H86L87 176V178H91L92 176H94V178H93V181H92V178H91V180L89 181L87 178H86V181L88 180L89 182L88 183H90L91 181V183H93L92 185L90 184H87L88 186L85 188V189H87V190H90V192H92L93 191V193L95 194V190L97 191V193L98 194H101V196H100V198L103 196L104 198L105 197H107V199L109 198L111 201H116V200H112L113 198H115V199H117V201H116V203L118 202V206H119V204L120 205H122L123 203H125V208L127 209V207H128V203L130 204L129 205V210H132V209H130V206L131 205H133V206H135V207H137L138 209L139 208H141L140 210H143V212H145L144 214H145V217H147V215L148 214H151V207L150 206H152L153 204H154V202L156 201L155 199H154V197L156 196L157 197V195H153V193H151V190L149 191L148 189L149 188H147L148 186H147V184H149V183H147V182H150V178H149V180L148 179H146L147 181H143V182H141V180L139 181V180H137L136 181V179H135V181L134 182H137V186L138 187H136V186H134L135 184H134V182H131L130 180H132V178L129 180L132 184H126V183H124V181L122 182V183H120V182H118L117 180H119L120 179V177H119V179L116 177V180L115 179H113L115 176L114 175H111V174H113V173H116V172H114V171H117L118 172V170H113V172L111 173V174H109V175H111V176H113V177H111V178H108L109 177V175L108 176H106V175H101V174H99L98 173V170L101 168L103 171H105V170H107V169H112L114 166L113 165H111V166H109L108 164H106V163H108L109 162V157H110V159H115L116 160V164L117 163H122V162H119V161H121V160H123V156H124V158H125V156L127 157V158H132V157H134V155L133 154H135V152H133V154H132V151L134 150V148H132L133 146H130L132 143H130V145H128L127 143H124L123 144V141H122V139H124V138H122V139H120V140H117V139H115V138H118L119 139V135L118 134H116L115 133V135L113 134V129H108V130H111L112 131V133L111 132H109V131H107V128L108 127H104V126H106L105 125V123H104V121L103 120H101L100 118H101V114L100 113H98L99 112V108H101V107H96V106H93V109H95L94 111L96 112V111H98V112H96V115H93L92 117L90 116L91 114H88V117L87 118H84L83 117V114H84V110L82 109V111H81V109L78 107V108H76L77 106L76 105H74L75 103H78V101H77V98L79 97V96H77L76 97V99L74 98L75 96H74V93L76 92V88H74V87H78V84L79 83H77L76 84V86H75V82H77V81H75L74 83H73V81L71 82V84L73 83V88H72V85L70 86V83H69V81L68 82H65L66 80V78H64V82H65V84L64 85H68L69 87H68V90H69V94L70 95H68L69 97H71V98H69L68 97V99L66 100L65 98H63V97H61V98H63V99H65V104H63L64 102L62 101V108H63V110L64 109H68V107H69V104H70V107H69V111H67V113H65L63 110H62V108H60L61 110H62V115H64V116H67L66 117V121L65 122H62V123H60L61 121L60 120H63L62 118H65L64 116H62L61 115V113H60V109H59V107H61V102H59V100L61 101L62 99H60L59 97L60 96H62V92H66V89H67V87H66V89H63V90H65V91H61L60 92V90H58L62 85H60V87L58 88V87H56L57 85H59L60 84V82H59V80L57 81L56 80V83H55V76L57 77V73L55 74V76H54V74H53V76L54 77H51V75H50V78H48V79H50V80H46L45 78L46 77H48V74H46V75H44V78H43V76H42V74L40 75ZM52 74V73H51ZM109 74V73H108ZM108 74H107V76H108ZM216 74V73H215ZM215 74H214V77H215ZM13 75V74H12ZM14 75H15V73H14ZM13 75V76H14ZM18 75H19V73H18ZM23 75V74H22ZM36 75V74H35ZM34 75V76H35ZM71 75H73V79H72V76ZM87 75V74H86ZM220 75V74H219ZM253 75V74H252ZM33 76V77H34ZM59 76V75H58ZM75 76H76V78H75ZM111 76H113V75H111ZM116 76H119V75H116ZM192 76V75H191ZM200 76V75H199ZM217 76V75H216ZM8 77H10V78H8ZM18 77V76H17ZM110 77V76H109ZM193 78H195L196 76L194 75V76H192ZM248 77V76H247ZM2 78V79H1ZM102 78V77H101ZM184 78H185V76L183 77V79H181V83L182 84H184V85H182V87L183 86H185V81L187 80H184ZM197 78V77H196ZM216 78V77H215ZM218 78H220V77H218ZM5 79H4V82H6L5 81ZM13 79H14V77H13ZM18 79V78H17ZM41 79H45L46 80V82H48V84L46 83V82H42V80ZM51 79H53L54 80V82H53V80H52V82L50 83V81H51ZM57 79H59L58 77H57ZM112 81H109L108 83L109 84H107V85H109V86H112V83L114 82V83H116L115 81H117V80H115V79H113V77L112 78H110ZM127 79H129V78H127ZM199 79H201L200 77H199ZM38 80V81H37ZM61 80V79H60ZM160 80V81H159ZM167 80V79H166ZM171 80V79H170ZM0 81V82H1ZM168 81V80H167ZM180 81V80H179ZM263 81H264V79H263ZM16 82V81H15ZM57 82H58V84H57ZM83 82L85 83V80H83ZM96 83H97V81H95ZM170 82H172V81H170ZM43 83V84H42ZM49 83L51 84V85H49ZM69 83V84H68ZM89 83V82H88ZM96 83H94L93 85L95 86V87H97V88H95L94 86H93V88H91L90 89V92L92 93V94H94V91L93 90H95V92H97L96 90L98 89V91L100 90H102L101 89V85H100V80L98 81V84H99V87L100 88H98V86H97V84ZM131 83V82H130ZM159 83V84H158ZM227 83H229V84H227ZM2 84V83H1ZM9 84V83H8ZM7 84V85H8ZM17 84V83H16ZM56 86H55V85ZM61 84H63V82H61ZM90 84V83H89ZM96 84V85H95ZM121 86H122V83H121V81H120V83H119ZM169 84H171V83H169ZM175 85V83H173L172 82V85ZM180 84V83H179ZM6 85V86H7ZM27 85V84H26ZM48 85V86H50V88L53 90V88L55 89V91L53 90V92H52V90L49 88V89H47L48 88V86H47V88H46V86ZM172 85H170V87L172 86ZM202 85H204V84H201V86L200 87H202ZM207 85H209V84H206L205 86H207ZM215 85V86H214ZM240 85V84H239ZM42 86H43V88H42ZM53 86H55V87H53ZM108 86V87H109ZM128 86V85H127ZM126 86V87H127ZM134 86H135V84H134ZM135 86V87H136ZM218 86V87H217ZM11 87V86H10ZM104 87V86H103ZM102 87V88H103ZM106 88V86L103 88V90H106V91H108V90H110L109 88ZM136 87V89H138ZM153 87V86H152ZM165 87V86H164ZM167 87V86H166ZM174 87V86H173ZM204 87V86H203ZM208 87V86H207ZM203 88L202 90L203 91H206V89H208V88ZM1 88V90L0 91H2L3 89L2 88H4V86L2 85V87H0ZM20 88V87H19ZM23 88V87H22ZM46 88V89H45ZM62 88V87H61ZM60 88V89H61ZM64 88V87H63ZM79 88V87H78ZM95 88V89H94ZM106 88V89H105ZM128 88V87H127ZM168 88H169V85H168ZM176 88V87H175ZM197 87H195V89H196ZM6 89H4V92H5V90ZM12 89V88H11ZM72 89H74V90H72ZM121 89H124V87H122ZM140 89H138V90H140ZM170 89V88H169ZM168 89V90H169ZM189 89V88H188ZM198 89H200V88H197L196 90L197 91H195L196 93H199V94H196V95H203V93H201L202 92V90L201 91H199L198 92ZM21 90V89H20ZM27 90V91H26ZM56 90L58 91V92H60L61 93V95L58 93V92H56ZM62 90V89H61ZM102 90V92H104ZM131 90V89H130ZM243 90V89H242ZM12 91V90H11ZM78 91V90H77ZM93 91V92H92ZM135 91V90H134ZM182 91H185V88L182 90ZM209 90H207L206 92H204L206 95H208L209 94V92H208ZM244 91V90H243ZM3 92V91H2ZM3 92V93H4ZM52 94H51V93ZM68 92V91H67ZM185 92H187V91H185ZM185 92H184V94H185ZM1 93V92H0ZM2 93V94H3ZM5 93V94H6ZM63 93V94H64ZM77 93V92H76ZM98 93V92H97ZM97 93H96V95H97ZM100 93V92H99ZM137 93H138V91H137ZM66 94H68V93H66ZM78 94V93H77ZM128 94V93H127ZM132 94H134L135 95V93L133 92ZM131 94V95H132ZM139 94V93H138ZM138 94H137V96H138ZM186 94H188V92L186 93ZM185 94V95H186ZM204 94V95H205ZM60 95V96H59ZM95 95V94H94ZM96 95H95V97H96ZM140 95V94H139ZM240 95V96H239ZM3 96V95H2ZM7 96H9V97H7ZM64 96V95H63ZM67 96V95H66ZM100 96V95H99ZM98 96V98H99V101L97 100V102H99V106L101 105V100H100V97ZM223 97V98H224ZM258 97V98H259ZM72 98H74L75 99V103L73 104L72 102H74L73 101V99ZM97 98V99H98ZM134 98V97H133ZM137 98V97H136ZM253 98V99H254ZM2 99H4V97L2 98ZM71 100V103H70V100ZM156 99V98H155ZM68 102V104H67V102ZM128 101H130V100H128ZM135 101V100H134ZM140 101H141V99H140ZM156 101V100H155ZM157 101H158V98H157ZM240 101V102H241ZM145 102V101H144ZM20 103V104H19ZM60 103V104H59ZM136 103H139V101H137V99H136ZM141 103H143V102H141ZM146 103V102H145ZM147 103H149V102H147ZM247 103V102H246ZM66 104H67V107H65L66 106ZM98 104V103H97ZM20 105V106H19ZM23 105V106H22ZM71 105H73V106H75V109L71 106ZM93 105V104H92ZM148 106H152V105H149V104H147ZM102 106V105H101ZM154 106V105H153ZM81 107V106H80ZM157 107V106H156ZM264 107V101H263V104H262V108ZM17 108H19L18 109V113H17ZM20 108L23 110V112L24 113H21V112H19V110H20ZM82 108V107H81ZM66 109V110H67ZM80 109V110H79ZM98 109V110H97ZM147 109H148V107H147ZM151 109V108H150ZM264 109H262L261 111H260V115L258 116V117H261L260 119H258L257 117V120L255 119V117H252V118H254V120L253 121H257L256 123L257 124H259L262 128H264V117H262V116H264L263 114H264V111H263ZM21 111V110H20ZM77 111V112H76ZM263 111V112H262ZM32 112V114H31V116H29L28 117V115L27 114H29V113H31ZM60 114H59V113ZM86 112V114H87V110L85 111ZM91 112V111H90ZM94 112V113H95ZM148 112V111H147ZM146 112V113H147ZM33 113H34V116H36V117H33ZM89 113V112H88ZM146 113H144L143 114V117H144V119L146 118V120H147V118L150 120V122L148 121V123L147 124H150V125H152V127L151 128H153V129H155L156 127V125H154V123L152 124V122H154V121H156V117H152V115H150V113H147V115H146ZM17 114V115H16ZM23 114H26L27 116H25V115H23ZM57 114H59L61 117V119L60 118H58L59 116H56ZM99 114V115H98ZM51 115V116H50ZM144 115H146V116H144ZM37 116H39V117H37ZM20 117V118H19ZM108 117V116H107ZM39 118V119H38ZM19 119V120H18ZM108 119H109V117H108ZM143 119V120H144ZM60 122H59V121ZM252 120V119H251ZM9 121H11L10 123H8ZM21 121H23V124H25V123H27L26 121H25V123H24V120H21ZM103 121V122H102ZM145 121V120H144ZM249 121V120H248ZM29 122H28V125L29 126H31V128H32V125H30L29 124ZM59 122V123H58ZM106 122V121H105ZM111 122V121H110ZM8 123V125H6ZM14 123H11L10 125H14ZM107 123V122H106ZM255 123V122H254ZM256 124V125H257ZM9 125V126H10ZM26 125V124H25ZM108 125V124H107ZM146 125V124H145ZM15 126V125H14ZM22 126V125H21ZM24 126V125H23ZM29 126H27V127H29ZM42 126V125H41ZM141 126H143L142 124H141ZM148 126V125H147ZM26 127V129H28ZM110 127V126H109ZM155 127V128H154ZM245 126H242L241 128L242 129H244V131L242 130V132H245V128H244ZM11 128V126L8 128V129H10ZM39 128V127H38ZM138 128V127H137ZM12 129V128H11ZM10 129V130H11ZM14 129V128H13ZM24 129V128H23ZM35 129H37V128H35ZM239 129V128H238ZM247 129V128H246ZM6 130V132H4ZM31 130H33V128L31 129ZM115 130H117V129H115ZM263 130V129H262ZM261 130V131H262ZM37 131H39L40 133H41V131L39 130V129H37ZM42 131V132H43ZM135 131V130H134ZM139 132H141V131H145L146 132V130L144 129V130H142L141 129V131L140 130H138ZM240 131V130H239ZM247 131V130H246ZM260 131V137L258 138V145L259 146H257L256 148L254 147V151L252 150V149H250V151L252 150V153H250L249 152V147H248V149H247V147H246V150H247V155L245 156L246 158H245V167L246 168H249V169H255V172H256V176L254 177L256 180H255V182L256 183H254V186L251 184V186H253V187H255L256 189L258 188V190L257 191H259V187H260V189L262 190L261 192H263V194H264V142H263V139H264V130L261 132ZM52 132V133H51ZM32 133V132H31ZM38 133V132H37ZM120 133V132H119ZM129 133V134H128ZM32 134H34V133H32ZM44 134V133H43ZM43 134H41V135H43ZM121 134H124V133H121ZM127 134H128V136L130 135L131 137L129 138L131 141H133V145H134V143L136 142V145L138 146L140 143H142V145H143V140H141V142L139 143L138 142V140H137V137H136V135L135 134H137V133H133V135L131 134V132L129 131V132H127L126 133V135H122L123 137H126L127 136ZM149 134V133H148ZM40 135V134H39ZM116 135H118V136H116ZM134 135H135V137H134ZM146 135V133H144L143 135H142V133H141V137L143 136H145ZM121 136V135H120ZM147 136V135H146ZM146 136L144 137L145 139H146ZM149 137L150 136H152V134H149L148 135ZM41 137H43V136H41ZM59 137V138H58ZM142 137V138H143ZM36 138V139H35ZM53 138H54V140H53ZM131 138H134V140H132ZM136 138V139H135ZM128 139V140H129ZM147 139H149V138H147ZM146 139V140H147ZM261 140V141H260ZM19 141V140H18ZM17 141V142H18ZM118 142V143H120V144H115L116 142ZM140 141V140H139ZM149 142H151L150 141V139L148 140ZM16 142V141H15ZM16 142V143H17ZM122 142V143H121ZM129 142V141H128ZM147 142V141H146ZM6 143V144H5ZM15 143V144H16ZM20 143V142H19ZM19 143H17L16 145H15V147H18V144ZM138 143V144H137ZM145 143V142H144ZM47 144H49V145H47ZM147 143H145V145H146ZM151 144V143H150ZM136 145H134V147H136ZM38 146H39V144H38ZM148 146V145H147ZM139 147H141V145H139ZM150 147V146H149ZM148 147V148H149ZM19 148V147H18ZM21 148V147H20ZM40 148V147H39ZM142 148V147H141ZM50 149V150H49ZM132 149V150H131ZM136 149V148H135ZM137 149H139V148H137ZM136 149V150H137ZM144 148H142V150H143ZM145 149H147V148H145ZM17 150V151H16ZM23 149H21L20 150V152H23L22 151ZM32 150H34V148L32 149ZM245 150V149H244ZM36 151H40V150H36ZM51 151H52V153H51ZM103 151V152H102ZM105 151V152H104ZM32 152V151H31ZM56 153V154H53V153ZM143 152V151H142ZM246 152V151H245ZM100 153V154H99ZM102 153H103V155H104V157L107 155V157H105V158H107L108 159V161L105 159V164L106 165H108V166H106L104 163H103V161H101V160H98V156L99 155H101L100 156V158L103 160V155H102ZM136 153H138V152H136ZM141 153V152H140ZM18 154V153H17ZM32 154V153H31ZM99 154V155H98ZM129 154H132V157H129ZM41 155H42V153H41ZM92 155V156H91ZM136 155L137 154H135V158H136ZM140 155V154H139ZM147 155V154H146ZM20 156V155H19ZM26 155H24V158H26L25 157ZM29 156V157H28ZM44 156H45V154H44ZM43 156V157H44ZM49 156V155H48ZM47 156V157H48ZM64 156H65V158H64ZM94 157L93 159L95 160V163H94V161H93V163L91 162L92 161V158H90V159H88L89 157ZM32 156L31 155H27V158H31ZM50 157V156H49ZM88 157V158H87ZM103 157V158H102ZM26 158V159H27ZM54 158H55V156H54ZM99 158V159H100ZM139 158H141V157H139ZM25 159V160H26ZM29 159H27V160H29ZM50 159H52V156H51V158ZM57 159H54V160H57ZM15 160V161H14ZM26 160V161H27ZM31 160H32V162L34 161L33 160V158H31ZM31 160H29V161H31ZM47 161L49 160V159H46ZM78 160H80V161H78ZM88 160L91 162H88ZM29 161H27L28 163H27V165H29ZM53 161V160H52ZM96 161H98V163L96 162ZM112 161H114V160H112ZM118 161V162H117ZM32 162H30V164L32 163ZM59 162V161H58ZM60 162H62L63 163V161H60ZM74 164H73V163ZM20 163V162H19ZM22 163V162H21ZM41 163H42V161H41ZM52 163H54L53 165H56L55 164V162L53 161ZM68 163H70L69 165H68ZM82 163V164H83ZM89 165H88V164ZM101 163H103V164H101ZM12 164V165H11ZM43 164V163H42ZM71 164H73V165H71ZM93 164H95V165H93ZM66 165H68V167L66 168ZM106 166V168H105V166ZM115 165V164H114ZM34 166H35V164H34ZM34 166H31L30 168H28L27 166H26V168H27V170H25L26 171V173H30V176L31 177H34L35 178V176H36V179H38L39 177H40V175H39V177L37 178V173H36V171H35V167ZM78 165H76V168H78L77 167ZM95 166V167H94ZM102 166H103V168H102ZM113 166V167H112ZM116 166H118V165H116ZM40 167H42V165L40 166ZM118 167H120V165L118 166ZM118 167H115V169H117ZM156 167V166H155ZM39 168V167H38ZM37 168V169H38ZM58 168V167H57ZM71 169V170H68V169ZM75 168V169H76ZM79 168H81V167H79ZM157 168H159V167H157ZM36 169V170H37ZM62 169V170H61ZM42 169H40V171H41ZM44 170V169H43ZM68 170V171H67ZM79 170V169H78ZM59 171V170H58ZM57 171V172H58ZM65 171V170H64ZM64 171H62V174L64 175V176H62L61 175V172H60V175H61V177L63 178V179H65L64 177L66 176V175H68V174H66ZM42 172V171H41ZM84 171H82V175L84 176L85 174L83 173ZM250 172V171H249ZM55 173H56V171H55ZM59 173V172H58ZM57 173V174H58ZM65 173V174H64ZM254 173V172H253ZM252 173V174H253ZM46 174V173H45ZM70 174V173H69ZM117 174V173H116ZM246 174H249V173H246ZM19 175V174H18ZM74 176L76 175V173H74L73 174ZM82 175H81V173L79 174V178H80V176L82 177ZM10 176H13V177H15L14 175H10ZM43 176V175H42ZM89 176V177H88ZM103 176H106V178H108L110 181H108V180H103L102 179V177ZM252 176V175H251ZM253 176H254V174H253ZM28 176L26 175V178H27ZM54 177V176H53ZM55 177H56V175H55ZM77 176H75V180L74 181H76V182H78L79 180L80 181H82L84 178H85V176L83 177V179L81 180V179H79V178H76ZM130 177V176H129ZM127 178V177H126ZM148 178V177H147ZM253 178V179H254ZM40 179H44V177L43 178H40ZM60 179V178H59ZM58 179V183H60L61 185H65V187L69 184V186L70 185H72L71 187H72V189H71V187H69L71 190H74V191H76V187H74L73 188V183H74V181H73V178H67V179H69L70 181H71V183H70V181H68L67 179L66 180H64L65 182H67V183H61V181H63V179H60L59 180ZM77 179V180H76ZM79 179V180H78ZM129 179V178H128ZM134 179V178H133ZM138 179V178H137ZM247 179V178H246ZM250 179V178H249ZM15 180V179H14ZM112 180H115V181H112ZM123 180V178H121V180H119V181H122ZM124 180H126V179H124ZM56 181V180H55ZM63 181V182H64ZM72 181H73V183H72ZM117 181V182H116ZM54 182V181H53ZM75 182V183H76ZM83 182V181H82ZM246 182V185H247V180L245 181ZM15 183H19L20 184V186H18V187H16V185H15ZM57 183V184H58ZM147 183V184H146ZM151 183V182H150ZM172 183V182H171ZM250 182H248V184H249ZM67 184V185H66ZM76 184H78V187L79 188H81V189H79V190H84L83 188H82V186H81V182L80 183H76ZM75 184V185H76ZM139 184V185H138ZM255 184L256 185H258V186H255ZM13 185H15L14 187H12ZM60 185V186H61ZM129 185V186H128ZM173 185V184H172ZM57 186V185H56ZM92 186V187H91ZM250 186V187H251ZM16 187V188H15ZM142 187H144V189H142ZM170 186H168V188H169ZM67 188H68V186H67ZM89 188V189H88ZM95 190H94V189ZM170 189H172L171 187H170ZM174 189V188H173ZM250 189V188H249ZM172 191V190H171ZM176 191V190H175ZM246 191H247V189H246ZM72 192V191H71ZM168 192V191H167ZM181 192V191H180ZM249 192V191H248ZM260 192V191H259ZM75 193H77V192H75ZM96 193V194H97ZM150 193L154 196V197H152V195H150ZM183 193V192H182ZM181 193V194H182ZM73 194H74V192H73ZM73 194H71V195H73ZM167 195H168V193H166ZM68 195V194H67ZM164 196V195H163ZM75 197H77L76 196V194H75V196H74V198ZM93 197H95V196H93ZM155 197V198H156ZM178 197H181V195H178L177 196V199H178ZM184 197H186L185 195H184ZM73 198V199H74ZM79 198V197H78ZM96 198V197H95ZM99 198V197H98ZM159 198H161V197H157L156 199H157V201H158V199ZM183 198V197H182ZM186 198H188V197H186ZM249 198V197H248ZM248 198L246 197V199L247 200H245L246 201V203H245V201H243L245 204H244V207H245V210H246V217H245V219L242 221V224H241V226H237V230L236 231H231L229 234H230V238H227V237H225V236H220L221 234H218L216 231V229H212L211 231H210V228H208L206 231H208V232H203V233H201L200 235H197V233H198V231L196 230V231H193L191 228H192V226H185V225H187V223L188 222H186L185 221V223L186 224H183L182 226H180V228H179V231H173V230H166L165 232L166 233H163V234H161L160 235V237H157L156 238V235L154 234V236L153 237H155V239L153 238H150V237H148L149 236V231L145 234V233H143V232H140L139 234H140V236H141V240L138 238V233L137 232H134L133 233V231L132 230H129V229H132L131 227H129V224H128V226H127V223H125V222H122L123 223V226H122V229H123V227H125L126 229H127V227L129 228L128 230L129 231H123V232H125V233H123V234H129V232H130V238L129 239H125L124 237H122V238H119L116 242V244L113 246L112 245V250H111V252H110V254H108V256H104L103 258H101V256H103L102 254L100 255V253H96V254H98V256L96 257V256H94V255H91V257L93 256V258L94 259H96V258H98L99 259V257H100V259H99V261H96L97 263L96 264H197V261L200 259V261L199 262H201V261H204L205 263H203V264H208V263H210V264H220V263H224V264H264V204H261V203H256L254 206H251L252 204H250V203H248L247 201H248ZM70 199H71V197H70ZM119 199V200H118ZM124 199H126L125 201H124ZM153 199L155 200L154 202H153ZM168 199V198H167ZM180 199V198H179ZM91 200V199H90ZM123 200V201H122ZM160 200H162V199H160ZM160 200H159V202H160ZM174 200H176V199H174ZM122 201V202H121ZM173 201V200H172ZM176 201H178V200H176ZM183 201H185L184 199L181 201V202H183ZM251 201V200H250ZM264 201V200H263ZM159 202L157 203V205L159 204ZM162 202V201H161ZM167 202V201H166ZM127 203V204H126ZM155 203V204H156ZM183 204H184V202H183ZM33 205V204H32ZM31 206V205H30ZM29 206V207H30ZM117 206V207H118ZM117 207H115V208H117ZM143 207H144V209H143ZM146 207V208H145ZM150 207V208H149ZM158 207V206H157ZM32 209H33V207H31ZM122 207L121 206H119L118 207V210L121 212V210H123V209H121ZM147 208H148V210H147ZM159 208V207H158ZM121 209V210H120ZM149 209H150V211H149ZM95 210V209H94ZM94 210L92 211V209L91 210H89V211H91V212H94ZM117 210V209H116ZM128 209H127V212L129 211ZM135 210H136V208H135ZM135 210H133V211H135ZM144 210H146V211H144ZM159 210V209H158ZM185 210V209H184ZM34 211V210H33ZM96 211V210H95ZM99 211V210H98ZM97 211V212H98ZM154 211V210H153ZM115 213H116V211H114ZM123 212H125V215L127 216V218L129 217L130 218V216H128L129 214L131 215V213L129 212V214L126 212V211H123ZM136 213H137V211H135ZM140 214L138 215V213L136 214V213H132V216H133V219H134V217H135V214L137 215L136 217H135V219L133 220L132 219V217H131V219L130 220H133V221H135V220H137V221H141L142 219H143V216H142V219L141 220H139L140 219V217L139 216H141V215H143V213H141V211H138ZM160 212V214L162 215V213H161V211H159ZM99 213H101L102 214V212H99ZM99 213H98V215H99ZM105 214H106V212H104ZM103 213V215L102 216H100L99 215V221H101V223H103V225L105 226L104 228H106V232H107V230H108V232L110 233V232H112V231H114L113 229L115 228H111V227H113L114 226V223L116 222V221H118V220H116L115 221V219H113V221L111 220H109V218H106L105 217V214ZM118 214L116 215L118 218H120L119 219V221L120 220H122L123 219V217L125 216H123V213H121L122 215L120 216V213L119 212H117ZM146 213H147V215H146ZM200 213V212H199ZM201 213H204V212H201ZM35 216H34V215ZM112 214V213H111ZM110 214V215H111ZM166 214V213H165ZM185 214V215H184ZM197 214V213H196ZM89 215H90V212H89ZM153 215H156L157 217H158V215L157 214H153ZM199 215V214H198ZM206 218H208V213L207 212H205L204 214H203ZM202 215V216H203ZM96 216H97V214H96ZM108 216V215H107ZM116 216H112V217H116ZM149 216L151 217L150 219H149ZM148 217H147V219H148V222H150V223H154V221L153 220H155V217L154 216H152V215H149ZM183 216H184V218L186 219V218H188V219H190L189 220V222L191 221V224H194L193 222H192V220H193V218H191L192 217V214H190L188 211H186L185 213H183ZM186 216V217H185ZM200 216V215H199ZM201 216V217H202ZM202 217V218H205V217ZM87 217H89V216H87ZM95 217V216H94ZM98 217V216H97ZM97 217H96V219H97ZM105 217V218H104ZM110 217V216H109ZM153 217V218H152ZM162 217V216H161ZM161 217H158L160 220H161ZM128 218V219H129ZM136 218H139V219H136ZM198 218V217H197ZM200 218V217H199ZM205 218V219H206ZM91 220V216L89 217V218H86V222H88V220ZM96 219H93V220H96ZM117 219V218H116ZM146 219V218H145ZM153 219V220H152ZM158 219V220H159ZM188 219H187V221H188ZM192 219V220H191ZM204 219V220H205ZM89 220V222H91ZM92 220V221H93ZM125 220V219H124ZM151 220L153 221V222H151ZM157 220V219H156ZM195 220H196V218H195ZM194 220V221H195ZM199 220V222L201 221L200 219H198ZM203 220V219H202ZM208 220V219H207ZM97 221H98V219H97ZM99 221L96 223V221H95V224H96V228H100L98 225H100V226H103L102 224H100L99 223ZM123 221V220H122ZM126 222H128V223H130V221L129 220H125ZM137 221L136 222H134V223H137ZM145 221V220H144ZM88 222V223H89ZM121 222V221H120ZM142 222V221H141ZM206 222V220L204 221V223ZM99 223V224H98ZM121 223V224H122ZM126 225H125V224ZM51 224V223H50ZM91 224V223H90ZM93 224H94V221H93V223H92V226H93ZM98 224V225H97ZM120 224V223H119ZM131 224V223H130ZM149 224V223H148ZM196 224V223H195ZM199 224H201V223H199ZM117 225V224H116ZM115 225V226H116ZM150 225V224H149ZM181 225V224H180ZM188 225H190L189 223H188ZM204 226L206 225V224H203ZM51 226V225H50ZM65 226V225H64ZM107 226V227H106ZM195 226V225H194ZM53 227V226H52ZM206 227V226H205ZM205 227H203V226H201V228H204L205 229ZM103 228V227H102ZM169 228V227H168ZM167 228V229H168ZM194 228H196V227H194ZM193 228V229H194ZM54 229V230H53ZM65 229H66V231H65ZM68 229H70V228H68ZM75 230V231H74ZM111 230V231H110ZM195 230V229H194ZM214 230V231H213ZM64 232V233H62V232ZM71 231V232H70ZM77 231V232H76ZM104 231H105V229H104ZM169 231V232H168ZM67 232H68V234L69 235H67ZM73 232V233H72ZM76 232V233H75ZM85 234H84V233ZM107 232V233H108ZM161 232V231H160ZM197 232V233H196ZM212 232V233H211ZM48 233V232H47ZM80 233L81 234H83V236L82 235H80ZM141 233H142V235H141ZM207 233V234H206ZM88 234V233H87ZM111 234V233H110ZM152 234V233H151ZM60 235V236H59ZM65 236V237H67V238H63L62 236ZM67 235V236H66ZM146 235H148V236H146ZM153 235V234H152ZM212 235V236H211ZM44 236V237H43ZM151 236V235H150ZM162 236V237H161ZM61 237H62V239H64V240H62L61 239ZM152 237V236H151ZM219 237H222V238H219ZM46 238V237H45ZM55 238V239H54ZM58 238H60L61 240H59L58 241ZM89 238V237H88ZM44 240H45V242H44ZM78 240V239H77ZM76 240V241H77ZM39 241H40V243H39ZM42 242H43V244H46L45 245V248L43 247L44 245L42 244ZM74 243V245H77V243L75 242V241H73ZM77 242H79L80 243V241H77ZM82 242H84V241H82ZM88 242V241H87ZM87 242L85 241V243L87 244ZM207 242V243H206ZM76 243V244H75ZM51 244V245H50ZM85 244V245H86ZM209 244V245H208ZM50 245V246H49ZM73 245V246H74ZM88 245H89V242H88ZM212 245V246H211ZM41 246V247H40ZM47 246H49V248H47ZM69 246H71V245H69ZM80 247H81V245H79ZM38 247H39V249H41L40 250V252H41V255H43V256H37V253L39 254L40 252H38ZM85 247V246H84ZM220 247V250L218 249ZM70 248V247H69ZM72 248V247H71ZM77 248V247H76ZM75 248V249H76ZM82 248V247H81ZM219 250H217V249ZM223 248L225 249V250H223ZM216 249V250H215ZM82 250V249H81ZM239 250H240V252H239ZM83 251V250H82ZM76 253H78V252H80V251H75ZM239 252V253H238ZM240 253L242 254V255H240ZM62 254H63V256H62ZM67 254L69 255V253H66V256H67ZM70 254H72V255H74L73 253H70ZM81 256H82V254H81V252L79 253ZM40 255V254H39ZM79 256V255H78ZM77 256V257H78ZM238 256H239V259H238ZM39 257V261H37L38 258ZM70 257V256H69ZM75 257H76V255H75ZM74 257V258H75ZM96 257V258H95ZM110 257H112L113 258V260L110 258ZM212 257H214V258H212ZM228 257V258H227ZM230 257V258H229ZM42 258V260H40ZM62 258H64L63 259V261H62ZM199 258V259H198ZM206 258V259H205ZM215 258H217V259H215ZM84 259V258H83ZM88 259V258H87ZM92 259V258H91ZM231 261H230V260ZM69 260H71V258L69 259ZM76 258H75V263H77L76 262ZM217 260V261H216ZM222 262H221V261ZM72 261V260H71ZM74 261H72L73 263H74ZM77 261H79V260H77ZM81 261V260H80ZM84 261V260H83ZM89 261V260H88ZM111 261H113V263L111 262ZM115 261V262H114ZM218 261H220V263L218 262ZM86 262H87V260H86ZM91 262H93V261H91ZM198 262V263H199ZM38 263V264H39ZM82 263V262H81ZM95 263V262H94ZM78 264V263H77ZM83 264H86V263H83ZM92 264V263H91ZM201 264V263H200Z\"/></svg>","mask_w":264,"mask_h":264}]
</instances>
